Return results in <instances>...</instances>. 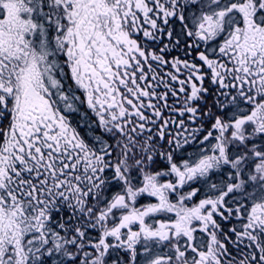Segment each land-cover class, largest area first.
Segmentation results:
<instances>
[{"label":"snow or ice","instance_id":"obj_1","mask_svg":"<svg viewBox=\"0 0 264 264\" xmlns=\"http://www.w3.org/2000/svg\"><path fill=\"white\" fill-rule=\"evenodd\" d=\"M0 264H264V0H0Z\"/></svg>","mask_w":264,"mask_h":264}]
</instances>
